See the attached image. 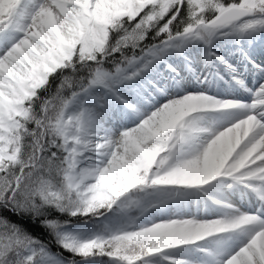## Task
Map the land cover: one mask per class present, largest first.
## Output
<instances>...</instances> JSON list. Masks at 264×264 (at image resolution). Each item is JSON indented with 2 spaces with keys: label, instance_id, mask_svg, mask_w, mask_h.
Here are the masks:
<instances>
[{
  "label": "snow or ice",
  "instance_id": "obj_1",
  "mask_svg": "<svg viewBox=\"0 0 264 264\" xmlns=\"http://www.w3.org/2000/svg\"><path fill=\"white\" fill-rule=\"evenodd\" d=\"M0 264H264V0H0Z\"/></svg>",
  "mask_w": 264,
  "mask_h": 264
}]
</instances>
